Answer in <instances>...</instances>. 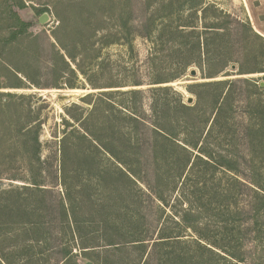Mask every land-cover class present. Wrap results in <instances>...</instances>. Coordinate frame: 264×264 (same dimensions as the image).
<instances>
[{
    "label": "rangeland",
    "instance_id": "obj_1",
    "mask_svg": "<svg viewBox=\"0 0 264 264\" xmlns=\"http://www.w3.org/2000/svg\"><path fill=\"white\" fill-rule=\"evenodd\" d=\"M14 1L0 0V93L20 96L17 102L31 110V124H39V146L36 150L31 133L24 148L15 144L0 154V207L14 205L29 181L26 162L36 160L47 192L25 219L46 224L49 264H62L70 248L79 264H92L81 256L82 246H90L84 249H93L108 264H264V135L252 130L257 127L254 113L260 110L256 103L264 102V90L257 88L264 83V71L255 72L264 68V48L253 47L245 35L247 23L264 38V0H186L190 9L175 18L172 27L179 33L172 35L159 31L156 0L148 6L145 0H129L124 12L131 13L135 29L131 46H92L88 53L97 52L98 58L90 65L87 60L85 74L62 56L52 35L57 18L49 13V21H38L37 9H52L54 0H25L23 9ZM11 11L31 23L16 40H11ZM64 61L75 73L65 70ZM208 82L212 84H204ZM131 88L140 90L132 99L124 93ZM98 98L119 109L131 102L141 119L129 123L135 131L130 139L119 138L117 125L109 131L112 140L138 151L126 160L136 173L131 180L72 118L84 115ZM198 101L192 117L181 109H170L167 116L187 117L190 137H205L202 148L215 161L221 155L231 157L233 170L216 162L205 164L189 147L192 167L184 168L188 155L179 146L158 147L154 155L152 123L163 122V103L174 107ZM115 119L122 121L120 115ZM183 129L178 122L173 128L179 134ZM64 132L68 146L61 152ZM89 150L91 157H86ZM61 171L67 192L60 184ZM68 197L74 201L75 234L60 205ZM14 218L7 207L0 212V221L7 222L0 232L7 237L3 252L14 244ZM108 240L118 244L109 245Z\"/></svg>",
    "mask_w": 264,
    "mask_h": 264
},
{
    "label": "trees",
    "instance_id": "obj_2",
    "mask_svg": "<svg viewBox=\"0 0 264 264\" xmlns=\"http://www.w3.org/2000/svg\"><path fill=\"white\" fill-rule=\"evenodd\" d=\"M128 1L129 0H54L52 2V9H49V7H42L37 9V11L39 15L43 12H47L52 13L57 18L58 23L52 31L55 42L59 46V49L63 51L62 56H66L69 60L75 63L77 69L82 74H85L86 71H84V69L88 65L87 60H89L90 65L93 59L98 58L97 52L92 55L88 53L89 48L92 46H97V44L104 46L117 42H123L131 46L135 29L131 23V13L127 14L124 12V8L127 7ZM177 1H155L158 11L157 18H160L161 27L159 31L161 33L165 32L166 35H172L177 30V27H175L176 29L172 27V23L175 18L180 16L181 12L190 9L188 5L189 3H187L186 0H182L176 7ZM13 4L18 9L26 7L25 0H15ZM145 4L148 6L150 1L145 0ZM117 7H119L118 12H116ZM11 15V40H16L20 36L26 34L31 23L24 21L17 11H11ZM245 26L247 27L245 31L246 41L251 42L253 47L258 45L263 49L264 38L255 32L247 23ZM213 28L214 30H218L219 26H213ZM152 33V28L146 31V35L149 37ZM176 33L179 32L176 31ZM64 62H66L67 66L65 70L67 69L71 73H75V69L70 66L69 62ZM187 65L188 64H186V66ZM263 71L264 68L255 70V72ZM13 74L16 75L15 72H13ZM209 77L213 76L209 75ZM154 83L160 82L157 81ZM204 84L210 85L212 83L208 82ZM65 85L67 84L65 83ZM136 85H139V83H136ZM69 86H72V84L69 83ZM14 87L20 88L23 87V85L17 84ZM162 88L166 89L167 87ZM257 88L264 90V86L261 87L258 85ZM124 93L128 94L132 99L140 93V90L131 88L124 91ZM18 97L16 94L10 92L0 93V154L6 152L7 148L11 146L14 147L15 144L16 147L18 146L17 148H24L27 144L25 136L31 133L32 142L36 150L39 146V124H31L33 121V117L32 119L30 117L31 110L22 102H17L19 101ZM86 98H88V95ZM218 101L219 99L216 98V103L214 104L215 107L217 106ZM86 102L91 104L89 100ZM91 105V108L84 115L80 117H72L71 115V117L80 123L81 128L87 135H89L92 142H96L94 147H98L100 152L113 157L121 166L118 167L119 171L123 174V176H126V178L131 180V177L135 176L136 173L126 160L129 157L135 156L138 151L131 149L133 147H129L130 145L127 146L125 141L116 142L112 140V138L109 137V131L117 125L116 132L119 136H121L119 138L125 139L128 137V139H130L132 132L135 134V131H132L129 123L131 124V122L134 121L135 123L141 122V119H139L134 112L135 107H133L131 102H129L126 105H122V108L120 109L115 108L111 102L105 101L102 98L95 99L92 101ZM256 105L260 110L254 113V120L257 127L252 130H255L256 133L264 135V125L262 124L264 123V102L258 100ZM163 106V112L166 114L163 122L158 123L157 121H154L152 123L154 125V127H152L151 135L154 155H157L160 149H158V147L164 145L179 146V148H181V150L186 152L188 155L186 157L184 168L187 166H193V164L189 165L192 158V156H189L191 153L188 152L190 148L193 152L194 150L199 152V154H196L193 157H197V159L202 160L205 164L211 165L213 162H216L220 164L221 167H225L229 170L234 169V167L230 165V162L233 161L231 157L221 155V161H215L214 155L208 150L202 148V140H204L205 137H203L202 140L201 135H197V138H195L196 136L193 138L190 137V133H192V130L190 129L191 122L187 117H184L183 119L181 118L182 120L177 118L172 120V117L167 116L170 109H173L174 112L177 111V109H181L187 115L192 117L199 109V101L195 104H185L179 102L174 105V107H171L165 102L163 103ZM117 115L121 116V122H115ZM216 115L218 116V112ZM64 122L66 125L69 123L67 120H64ZM177 122L182 124L184 128L180 131L181 134L175 133L173 130L175 123L177 124ZM179 137L181 139H178ZM178 140L181 141L183 144L182 146L181 144L178 145ZM67 144L68 134L64 132L60 141L61 152L64 151L65 146H68ZM89 151H86V157H91L92 151ZM26 165L30 172L29 181L22 187V190L18 192V195L15 196L16 200L11 208H9L8 205L3 206L4 209L7 207L8 211L15 215L14 220L11 221L10 232L12 234L14 244L10 250L3 252V248L6 247L5 239L7 237H3V235L0 234V264H49L51 262V254L47 250L49 242L43 235V230L46 224L40 223L34 219H25V217L34 214L37 207L34 205L35 203L38 204V202L44 201L43 198L47 192V187L42 183L43 181L39 177V172L41 171L40 169L38 170L39 167L37 161L32 159L27 160ZM59 180L60 184L64 186L67 192V182L65 174L62 173V171ZM29 196L32 197V202H28ZM24 202L27 204H24ZM73 202V199L69 197L67 199L62 198L60 200V205L71 233L75 234L76 231L78 232V229L77 226L74 225ZM3 208L0 207V212ZM6 223L7 222L0 221V232ZM185 224L191 228H195L187 222H185ZM107 244L112 245L118 243L108 240ZM212 244L216 245L217 243ZM216 246H219L221 249V245ZM88 247L90 246L81 247L83 249L81 250V256L91 259L92 264H108L107 260L102 259L99 256V253L94 252L93 249H84ZM119 247L120 246L116 245L115 248L117 249L115 250H118ZM208 250L211 251L212 249ZM228 254L237 259L239 258V256L232 252H229ZM77 257L78 254L74 253L70 248L64 252L62 264H79L77 262Z\"/></svg>",
    "mask_w": 264,
    "mask_h": 264
},
{
    "label": "water",
    "instance_id": "obj_3",
    "mask_svg": "<svg viewBox=\"0 0 264 264\" xmlns=\"http://www.w3.org/2000/svg\"><path fill=\"white\" fill-rule=\"evenodd\" d=\"M50 20V15H49V13H47V12H43L41 15H39V17H38V21L40 22V23H45V22H47V21H49ZM191 74H194V71L192 70V72H191ZM264 83L262 82L261 83V86L263 85ZM188 102H191V99H189L188 100ZM85 264H91L89 261H87Z\"/></svg>",
    "mask_w": 264,
    "mask_h": 264
},
{
    "label": "crops",
    "instance_id": "obj_4",
    "mask_svg": "<svg viewBox=\"0 0 264 264\" xmlns=\"http://www.w3.org/2000/svg\"><path fill=\"white\" fill-rule=\"evenodd\" d=\"M264 31V30H263ZM264 33V32H263Z\"/></svg>",
    "mask_w": 264,
    "mask_h": 264
}]
</instances>
